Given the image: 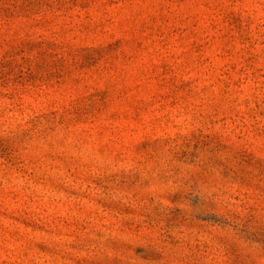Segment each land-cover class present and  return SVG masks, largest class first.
<instances>
[{
	"label": "rangeland",
	"instance_id": "obj_1",
	"mask_svg": "<svg viewBox=\"0 0 264 264\" xmlns=\"http://www.w3.org/2000/svg\"><path fill=\"white\" fill-rule=\"evenodd\" d=\"M0 264H264V0H0Z\"/></svg>",
	"mask_w": 264,
	"mask_h": 264
}]
</instances>
